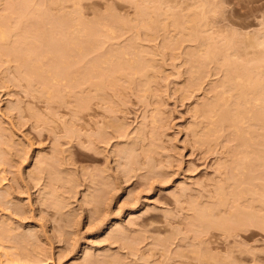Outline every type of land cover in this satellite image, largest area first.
Wrapping results in <instances>:
<instances>
[{"label": "rangeland", "instance_id": "1", "mask_svg": "<svg viewBox=\"0 0 264 264\" xmlns=\"http://www.w3.org/2000/svg\"><path fill=\"white\" fill-rule=\"evenodd\" d=\"M77 1L0 0L6 45L20 46L0 54V264H196L200 223L264 217V122L226 117L237 77L264 78V0ZM31 25L40 78L21 60L31 40L15 44ZM92 63L109 76L98 93L73 84ZM77 93L126 135L89 110L78 120ZM99 129L95 155L84 141ZM240 233L232 264H264V232Z\"/></svg>", "mask_w": 264, "mask_h": 264}, {"label": "bare ground", "instance_id": "2", "mask_svg": "<svg viewBox=\"0 0 264 264\" xmlns=\"http://www.w3.org/2000/svg\"><path fill=\"white\" fill-rule=\"evenodd\" d=\"M69 1L74 2V7L80 5V2L77 0H48L50 7L57 6L59 8V10H63V8H65L64 3L69 2ZM36 9H37L36 15H38V17H40V6H37ZM11 12H13V11L11 10L10 13ZM21 15L22 14H20V17H22ZM39 28L40 27L34 26V25H31V27H26L24 29L20 28L21 33L19 34L18 40L15 42V44L18 46L24 45V44H27L26 42L28 39L31 40L30 46L28 47V45H27L28 48L26 47L28 52L23 55V58H21V60L24 62L25 65L29 66L30 71L37 74V77L40 78V29ZM83 32L87 35V34H89V29L86 26H84ZM7 38H8V34H7L6 30L0 26V54L2 52H8V51L13 50V49H18V50L20 49V46L19 47H9V44L6 45L7 44ZM85 43H86L85 46H87V45L92 46V43H90L88 39L85 41ZM83 44H84V42H79L78 44H76V47H75L76 52H78L80 56H82L83 53L84 54L86 53V48ZM227 54H228V51H227ZM89 67H91V71L86 66L82 71H80L79 73L74 75L73 84H74L75 88L79 87V89H81L80 85L84 86L87 84L88 88L90 89V93L93 91H95V93H98L99 91L102 90V88L104 86H106V83H107L109 76L107 73H105V70H101L100 73H97L98 65L96 63L90 64ZM123 74H125V73H123ZM118 79H119V77H118ZM125 79L130 80L129 77H125ZM94 80H96V81H94ZM237 81L239 82V87L240 88L242 86L243 87L241 89H239L240 96H239V99L236 100L237 102H236L235 112L233 113L231 110L229 112H227V115H226L227 119L232 121V122L237 123V124H235V126L238 130H239V126H243V125L250 126V121L252 120V118H251L252 114H256V118L259 122H264V78L259 77V78L255 79L254 81H251V79L244 81L243 78L237 77ZM112 82L115 85L117 84L116 81H112ZM252 85H253V87H252ZM249 89H251L252 91L250 92ZM79 95H82V94L77 93V100H76L77 111L75 112L78 120L81 118V117L79 118L80 113H84V112L89 110V114L92 118L90 123L93 124L94 128H95V126L102 124L104 127H110L111 129H114L113 130L114 133H119L118 134L119 138H121L120 136L124 135L119 130V125L117 124V122L115 120V118H116L115 116L106 115L103 112L102 115L100 116L101 119H98V113L95 110V108L92 107V102L96 101L95 95L93 97H91L90 94H87L86 97L79 96ZM229 96L230 95H228V97ZM111 114H113V112ZM98 131L100 133L99 132H97L99 134L94 133L92 135V137H91V135L89 136L86 134L85 137L88 136L87 137L88 140L86 139L84 141L85 143H86V141H87V143L89 142L90 143L89 145L93 146V151L91 150V148H89V149L95 155L100 154V152L99 153L97 152V148L99 147V144L100 143L102 144L104 142L107 143L106 141L108 140V139H106L107 133H103V132H105L103 129H101V130L99 129ZM116 135L117 134H115L113 136V134H112L113 137H115ZM125 135H126V133H125ZM80 136H82V135L79 132L77 134V138H79ZM104 136L106 138H104ZM80 138H79V140H80ZM98 142H100V143L98 144ZM97 144H98V147L94 148V146ZM133 150L130 152L129 151H127V152L123 151V152H121L122 154H120V155H123V154L126 155V156H122V158L123 157H129L128 154H130V153L132 154V152H134ZM94 157H96V156H94ZM130 157H132V156H130ZM128 165H129V163H128ZM128 180H129V178H128ZM217 192L220 195L223 194V185H221L220 187L217 188ZM208 210L212 211V209L210 207L208 208ZM199 216H200V218H202L200 214H199ZM253 217H250L248 219L243 218L246 220L241 219L242 221L239 219L240 221L237 220L231 224H225V223L224 224H220V223L208 224V223H205L206 225L207 224L208 225L205 226L203 224V226H202L200 223L199 224L200 228H198V229L199 230L201 229L200 230L201 234H199L197 236L195 235L192 238L188 236L191 239H190V241H188L187 244L184 240H182V242L184 241L186 246L190 245L191 247L196 248V251L194 252L193 257H192V260L195 261L196 264H214L217 260L214 259L213 257H209V255L212 254L211 253L212 251H214L216 248H219L221 246H223L227 251H229L231 260L228 263H227V261H221V262H219L220 264H232L233 263L232 260L238 262L239 260H241L242 254L246 252L244 250V248L246 249V247H247L246 246L247 244L245 242L240 241L238 239L242 235L240 232L254 233L256 228L259 229V231L261 230L264 232V217L258 216L255 221L251 220V219H253ZM199 225H198V227H199ZM254 228H255V230H254ZM198 229H197V231L195 230L196 231L195 233H199ZM212 229H214V230L216 229L217 231H220L221 232L220 235L212 233V231H214ZM192 231H194V229H192ZM2 234H3V236L5 235V233H2ZM188 237H186V239H188ZM199 252L201 254H203L202 257H201V254ZM236 253H238L239 255H237ZM185 257L188 258L187 256H185ZM239 257H241V258H239ZM23 258L22 257L19 258L20 259L19 261L24 262ZM24 259L27 260V258H24ZM13 260L14 259H12V261ZM16 261H18V260L15 258V260L12 263H14V262L16 263ZM19 261L17 262V264H19ZM109 263L110 264H118V261L112 260V261H109Z\"/></svg>", "mask_w": 264, "mask_h": 264}]
</instances>
